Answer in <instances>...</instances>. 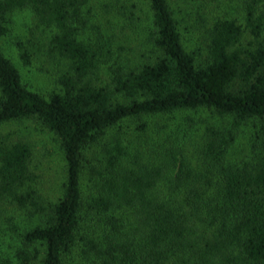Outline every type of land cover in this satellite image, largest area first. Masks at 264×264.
<instances>
[{
	"label": "trees",
	"instance_id": "trees-1",
	"mask_svg": "<svg viewBox=\"0 0 264 264\" xmlns=\"http://www.w3.org/2000/svg\"><path fill=\"white\" fill-rule=\"evenodd\" d=\"M237 1L198 60L168 0H0V37L29 12L65 63L44 95L0 50V131L36 121L63 159L46 201L0 136V264H264V0Z\"/></svg>",
	"mask_w": 264,
	"mask_h": 264
},
{
	"label": "rangeland",
	"instance_id": "rangeland-1",
	"mask_svg": "<svg viewBox=\"0 0 264 264\" xmlns=\"http://www.w3.org/2000/svg\"><path fill=\"white\" fill-rule=\"evenodd\" d=\"M179 20V30L185 48L196 58L206 56L208 36L206 31L211 21L218 17L242 19L240 3L237 0H168ZM8 32L0 37V50L19 69L23 82L31 89L47 95L56 90V78L62 74L65 63L51 58L45 50L43 35L36 19L26 11L8 16ZM29 53L28 65L18 58V46ZM203 120L210 121V114H203ZM250 126H242L237 141L230 150L231 157L238 155L241 146L247 142ZM10 135L13 141H23L32 150L30 171L36 176V187L46 201L58 196L61 183L62 154L56 136L36 121L28 120L9 124L0 131V136Z\"/></svg>",
	"mask_w": 264,
	"mask_h": 264
}]
</instances>
